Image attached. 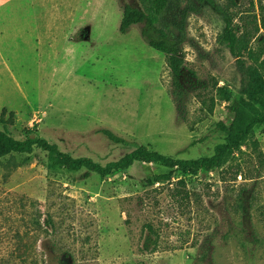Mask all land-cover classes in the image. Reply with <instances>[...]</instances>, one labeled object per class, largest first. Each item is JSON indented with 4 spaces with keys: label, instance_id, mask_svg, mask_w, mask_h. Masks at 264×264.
Wrapping results in <instances>:
<instances>
[{
    "label": "rangeland",
    "instance_id": "374dc122",
    "mask_svg": "<svg viewBox=\"0 0 264 264\" xmlns=\"http://www.w3.org/2000/svg\"><path fill=\"white\" fill-rule=\"evenodd\" d=\"M233 1V24L247 18L250 45L260 46L264 0ZM125 3L136 0H0V130L100 165L134 145L174 159L213 154L224 140L216 123L231 116L215 89L234 91L238 79L219 41L222 21L209 8L186 20L181 55L197 79L183 114L165 56L137 27L119 33ZM101 128L128 144L110 143ZM157 171L48 170L36 147L0 159V264H264V125L223 168L185 176L190 200L180 210L167 187L140 188ZM148 223L159 233L156 252L144 250Z\"/></svg>",
    "mask_w": 264,
    "mask_h": 264
},
{
    "label": "trees",
    "instance_id": "16d2710c",
    "mask_svg": "<svg viewBox=\"0 0 264 264\" xmlns=\"http://www.w3.org/2000/svg\"><path fill=\"white\" fill-rule=\"evenodd\" d=\"M182 2L184 5L182 6ZM233 0L221 3L219 0H136L135 4L125 3L121 6L119 33L126 34L132 27H137L143 42L154 51L165 56L171 75V96L177 111L184 114V97L187 87L195 88V74L186 72L184 58L181 55L185 42V23L189 15L209 8L222 21L219 41L235 59L234 68L237 79L235 90L224 84L215 89L220 102L227 103L230 113L228 122L216 123V131L224 140L215 145L213 154L198 159H174L144 145H134L133 150L116 161L100 165L90 158H73L44 139L30 135L23 140L15 139L5 130H0V159L15 154H30L39 148L46 154L48 170H66L69 172L85 171L106 178L117 171L130 168L135 163L154 165L158 171L142 178L140 188L146 194L161 192L167 187L170 205L180 210L189 204L190 192L185 176H196L200 172H211L223 168L234 155L251 139L256 128L264 125V37L261 45L252 47L247 18L241 24H233L236 7ZM256 18L253 17L255 22ZM246 23H243L245 22ZM264 28V19L262 20ZM199 98L195 95V99ZM205 104L204 101H202ZM215 100L210 99L208 111L211 112ZM6 109L1 111L0 123H3ZM110 143L127 145L126 139L116 135L107 128L97 131ZM140 201H142L140 197ZM144 250L156 252L159 233L150 223L145 225ZM55 264H63L61 260Z\"/></svg>",
    "mask_w": 264,
    "mask_h": 264
}]
</instances>
